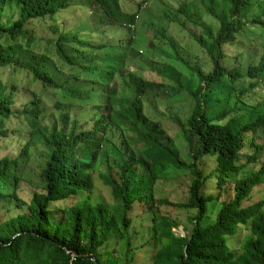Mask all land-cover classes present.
Returning a JSON list of instances; mask_svg holds the SVG:
<instances>
[{
  "label": "trees",
  "instance_id": "trees-1",
  "mask_svg": "<svg viewBox=\"0 0 264 264\" xmlns=\"http://www.w3.org/2000/svg\"><path fill=\"white\" fill-rule=\"evenodd\" d=\"M151 1L162 6L160 23L141 17ZM216 1L143 0L128 12L124 0H0V21L5 4L18 8L14 21L0 22V70L9 73L0 77V148L12 130L26 133L20 155L0 161V209L9 198L27 208L0 223V264H264V0ZM82 3L93 9L87 29L51 27L37 37L32 24L58 26ZM145 26L146 51L138 41ZM163 53L193 81H172L170 64L160 68ZM182 100L186 116L176 112ZM34 151L43 163L26 203L13 171ZM175 170L189 171L186 201L157 197ZM96 181L111 201L96 194ZM140 205L150 224L138 247ZM171 206L188 211L189 222L165 211ZM181 225L189 235L176 232ZM242 227L247 237L235 253Z\"/></svg>",
  "mask_w": 264,
  "mask_h": 264
},
{
  "label": "rangeland",
  "instance_id": "rangeland-1",
  "mask_svg": "<svg viewBox=\"0 0 264 264\" xmlns=\"http://www.w3.org/2000/svg\"><path fill=\"white\" fill-rule=\"evenodd\" d=\"M142 1L143 0H124V7L128 12H133L135 11V7ZM164 1H167L169 2V4H172L177 1L191 2L192 0H164ZM214 3H216L217 5H220L221 2L214 0ZM159 5L160 3L155 4V1H151L148 5L147 4L144 5L142 9L145 8L146 14L145 13L144 15L142 14L141 17H144L145 20H147L148 18L150 19L153 18L151 19L152 21H154L155 23H160V17L162 14L161 15L159 13L157 14V11L162 9L161 8L162 6H159ZM202 8H203V11L205 12V9L203 6ZM4 10L5 11L1 15L2 21L0 22L6 24V22L13 20L12 17L17 14L18 8L16 4L7 3L4 5ZM92 13H93V9L88 8L87 3H82V4L76 5L72 11H69L66 14L65 13L62 14L58 18V22L53 24V25L58 24V26H51L49 24L44 26L43 24H40V23L32 24V26H34L37 37H40V38L49 37V33H50L49 28L51 27L60 29L61 32L63 31L64 33H67V34L75 33L76 31L82 30L83 27L87 29L88 24L92 22L93 20L91 19ZM80 19H82V22L81 24L79 23L80 25L77 24L79 25L77 27L76 23ZM76 27H77V30H76ZM138 36L137 37H138V41H139L141 48L144 49V51H146L149 39L152 36V28L145 26L139 31ZM229 51L230 53H236L238 49L232 48V49H229ZM160 59L163 62L160 64V68H162L164 65H167L168 63L170 64L169 67L171 68V71L169 72V75H171V78H170L171 80L175 79L182 83L193 81V78H192L193 76L190 77L191 75L189 71L182 64H179V62L177 63L173 62L172 57L170 56L169 53L161 54ZM134 61L138 63V61L136 60ZM130 68L134 70V69H137L138 66L133 63L131 64ZM144 68H145L144 74L146 77L158 79V76L155 75L149 67H144ZM8 75H9L8 69L0 70V77L3 78L4 82L8 80ZM23 77H24L23 74H18L17 75L18 81L22 82ZM29 84H30L29 86L32 89H36L37 91H40L41 87L38 84L36 85L31 82ZM22 95H24V93ZM45 95H46L45 99L47 102L46 107L49 110H52V104L54 101V97L51 96V90H49V92H47ZM17 98H20V96H18ZM153 103L155 107L162 114H166V115L169 114L167 112L168 109L165 108V105H166L165 101L155 99ZM175 103L177 106L176 112H180L181 115L186 116V114L189 112V106H190L189 101L182 100V101H176ZM161 120L163 121L166 130L173 137H175L178 140V142H182L181 140L182 134L181 133L179 134V129L177 125H174L171 120L163 118V117L161 118ZM1 128H2V121H0V129ZM12 132L13 134L11 135V137H9L6 140V142L2 144V147L0 148V161L5 156L15 159L20 155L22 151V148H23L22 140L25 138L26 133L22 130L21 131L12 130ZM259 143L263 144V142L261 141ZM263 162H264V159L262 160L261 163ZM42 163H43L42 156L34 151L32 154V157L29 156L27 159L22 158L21 168H19V170L16 168V170L13 171L14 174L18 173L24 179L21 182V188L19 190V195L26 203H30V201L32 200V197L35 192V186L33 184H36L40 178L39 174L41 171ZM261 163L258 165L251 164V166H248V168H246L245 173L247 172L252 173V172L260 171ZM207 169L210 170L209 167H207ZM188 172L189 171H186V170H175L173 172L174 176L171 179H169L165 183L160 182L156 188L157 197L159 198L168 197L173 202L186 201L189 197V191L187 190V185H189L191 182V177ZM242 176H246V175H242ZM96 183H97L96 194L101 197H104L108 201H111V194H110L109 188L103 185L99 181H96ZM7 193L9 196H12V193L10 192H7ZM20 205L21 203L13 201L12 198H9L7 201H4L0 209V223H3L13 217H16L22 211L27 210V208H25L24 210L23 209L20 210ZM163 209H165V207H163ZM165 211L183 220L185 224L189 222L188 220L189 213L188 211L182 208L171 206L165 209ZM134 216L136 218H135L133 229L138 230V234H136L135 236L136 237L135 244L138 245V247H141L144 244H146L145 239L147 235L143 233V230L147 228V226L150 224V221L149 219H147V214L143 213V207H141V205L139 206V210L136 213H134ZM245 229H246L245 227H242L239 234L231 240L230 246H231V249L235 253H240L242 249L244 240L247 237V233L245 232ZM175 230L179 235H182V236L189 235V232L186 230L185 225H181L177 227ZM229 243H230V240H229ZM144 259H149V257L141 259L140 261H138L139 263L137 264H145Z\"/></svg>",
  "mask_w": 264,
  "mask_h": 264
}]
</instances>
